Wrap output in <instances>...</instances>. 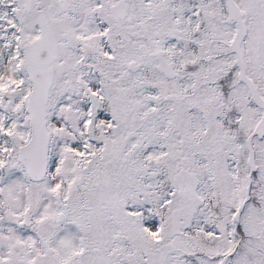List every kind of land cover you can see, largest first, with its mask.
Returning <instances> with one entry per match:
<instances>
[{
	"label": "snow or ice",
	"instance_id": "snow-or-ice-1",
	"mask_svg": "<svg viewBox=\"0 0 264 264\" xmlns=\"http://www.w3.org/2000/svg\"><path fill=\"white\" fill-rule=\"evenodd\" d=\"M0 264H264V0H0Z\"/></svg>",
	"mask_w": 264,
	"mask_h": 264
}]
</instances>
